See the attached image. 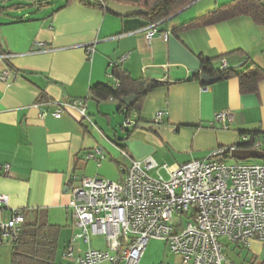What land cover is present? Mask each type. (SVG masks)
I'll return each instance as SVG.
<instances>
[{
    "label": "crops",
    "instance_id": "1",
    "mask_svg": "<svg viewBox=\"0 0 264 264\" xmlns=\"http://www.w3.org/2000/svg\"><path fill=\"white\" fill-rule=\"evenodd\" d=\"M231 1L197 0L160 24L151 44L145 39L149 25L143 17L117 16L106 10L108 4L104 9L73 0L60 9L65 0L56 8L48 2L41 9L1 10L0 77L4 70L11 77L8 83L0 79V194L9 199L0 210V224L9 222L16 210L23 212L25 222L44 216L60 230L57 263L71 264L64 253L80 230L69 210V188L78 180L119 181L123 167L149 157L175 168L204 159L221 146L238 144L241 132L264 133V80L257 93L242 94L236 78L207 86L196 77L202 60L218 67L226 59L232 67L250 58L264 69V28L240 17L176 31ZM0 2L1 8L10 6ZM89 46L95 47L92 56L87 54ZM116 66L134 80L165 84L147 93L140 109L128 115L119 110V101L98 102L89 95L96 85L116 82L111 76ZM74 99L86 102L93 124L76 111L53 117ZM225 110L234 114L228 131L214 121ZM161 111L165 123L157 126L153 119ZM126 118L135 125L126 129L121 124L119 132L114 123ZM96 150L101 154L89 159ZM5 166H10L7 173ZM75 247L78 257L88 249L82 239ZM90 247L108 250L101 235L91 237ZM235 250H248L244 264H264V243L254 240L249 249ZM12 254L13 245L0 243V264H12ZM138 264H183V260L163 241L152 240Z\"/></svg>",
    "mask_w": 264,
    "mask_h": 264
},
{
    "label": "built area",
    "instance_id": "2",
    "mask_svg": "<svg viewBox=\"0 0 264 264\" xmlns=\"http://www.w3.org/2000/svg\"><path fill=\"white\" fill-rule=\"evenodd\" d=\"M158 26L151 24L144 29L148 44L159 34ZM42 46L38 44L40 49ZM94 52V46L87 47L89 56ZM219 65L220 69L229 67L226 59ZM10 77V71L4 70L0 79L8 83ZM118 85L116 81L112 86ZM66 111H76L82 120L93 124L84 100L64 103L53 117L60 119ZM214 121L228 131L234 114L222 111ZM153 122L163 125L165 112L156 113ZM134 125L130 118L123 123L124 128ZM263 146L256 141L255 149ZM237 151L234 145L221 146L204 159L175 168L160 165L152 157L135 160L122 168L119 181L81 178L69 188V210L80 233L72 238L64 259L71 264H138L148 244L160 240L172 254L182 257L183 264H236L225 254L228 246L249 249L254 240L264 243V164L227 165L224 160L233 158ZM99 154L96 150L88 158ZM9 168L4 167L5 173ZM162 170L169 174L168 179L161 175ZM8 202V197L0 194V210ZM24 224L23 212L16 210L9 222L0 224V243L13 245ZM97 235L105 238L107 251L90 247L91 237ZM78 239L88 246L81 257L76 254Z\"/></svg>",
    "mask_w": 264,
    "mask_h": 264
},
{
    "label": "trees",
    "instance_id": "3",
    "mask_svg": "<svg viewBox=\"0 0 264 264\" xmlns=\"http://www.w3.org/2000/svg\"><path fill=\"white\" fill-rule=\"evenodd\" d=\"M3 1L7 5L10 0ZM48 1L50 0H25V2L21 0L7 8L0 7V11L4 9L19 11L27 7L41 9L48 5ZM72 1L66 0L65 5L60 9L67 7ZM111 1L139 8L144 11V14L139 16L143 17L148 25H160L197 0H91L88 3L82 0L88 6L104 9H106L105 5ZM240 17L251 18L257 26L264 28V3L261 0H233L210 13L189 21L178 27L176 31L188 32ZM203 75L217 79V81L236 78L239 81L242 94H254L258 92L259 84L264 80V69L253 64L250 58L246 59L239 69H235L234 66L220 69V65L213 67L211 61L202 60V70L196 77L200 79ZM111 76L119 82L117 88L112 85L99 84L90 89L89 95L98 102L119 101L121 103L119 110L125 109L128 115L140 109V103L147 93L165 84L146 79L134 80L128 72L118 66L112 69ZM129 96H137V102L131 108H126L122 104V99ZM245 138L249 140H245ZM256 141H261L264 145V133L245 131L241 132V141L234 146L238 151H247L253 154L254 158L264 164V149H255ZM59 231L58 227L48 224L44 216L38 215L34 220L25 222L20 237L13 244L12 264H58ZM235 247L240 248L238 245Z\"/></svg>",
    "mask_w": 264,
    "mask_h": 264
},
{
    "label": "water",
    "instance_id": "4",
    "mask_svg": "<svg viewBox=\"0 0 264 264\" xmlns=\"http://www.w3.org/2000/svg\"><path fill=\"white\" fill-rule=\"evenodd\" d=\"M107 10L117 16L120 17H133V16H138V15H142L144 14V11L136 8V7H132L129 5H122L119 4L115 1H111L108 3L107 5ZM243 64L240 65H236L234 66L235 69H239L240 67H242ZM201 81L202 83L206 84L207 86L213 85L214 83L217 82V79H213L210 78L206 75H203L201 77ZM137 102V96H129V97H125L122 99V104L126 107V108H131L135 103ZM232 157L236 160L239 161H245L247 159H249L250 157H253V154L247 152V151H237L235 153H233Z\"/></svg>",
    "mask_w": 264,
    "mask_h": 264
},
{
    "label": "rangeland",
    "instance_id": "5",
    "mask_svg": "<svg viewBox=\"0 0 264 264\" xmlns=\"http://www.w3.org/2000/svg\"><path fill=\"white\" fill-rule=\"evenodd\" d=\"M23 1L25 2V0H23ZM64 1L65 0H50L48 2H51L53 4V6L56 8V7H59V6L63 5L64 4ZM14 2L15 3L21 2V0H15ZM14 2L12 0H10L8 2V4L11 5ZM0 7H1V2H0ZM122 121H123V119L121 121H119L118 123H114V126L117 127V129L119 130V132H123L122 127H121V124H123L124 122H122ZM209 155L210 154H208V156ZM224 162L227 165H235V164H238V163L247 164V165L261 163L260 160L254 158V157H250L249 159H247L245 161H239V160H236L234 158H226L224 160ZM161 175L165 179H168L169 178L165 170H162L161 171ZM104 179L110 180L108 178H104ZM111 181H113V180H111ZM247 251L248 250H235V246H228L227 251H225V254L234 263H236V264H242L243 263L244 264V260L246 259L245 257L247 255Z\"/></svg>",
    "mask_w": 264,
    "mask_h": 264
}]
</instances>
